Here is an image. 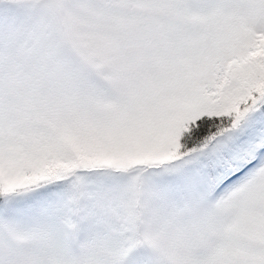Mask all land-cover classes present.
<instances>
[{"label":"snow or ice","instance_id":"obj_1","mask_svg":"<svg viewBox=\"0 0 264 264\" xmlns=\"http://www.w3.org/2000/svg\"><path fill=\"white\" fill-rule=\"evenodd\" d=\"M8 13L0 123L30 118L35 139L0 146V264H264V0H15ZM129 86L149 134L73 146L49 127L109 124ZM141 204L144 241L123 219Z\"/></svg>","mask_w":264,"mask_h":264},{"label":"rangeland","instance_id":"obj_2","mask_svg":"<svg viewBox=\"0 0 264 264\" xmlns=\"http://www.w3.org/2000/svg\"><path fill=\"white\" fill-rule=\"evenodd\" d=\"M15 0H3L0 3V16L7 15L9 8L14 7ZM122 103L120 105H109L107 112L109 115L116 117L114 121L109 124L96 126L90 122H81L75 129H69L57 124H50L53 132L61 136L66 143L73 146L76 145L77 140L82 138H96L97 136L104 135H121L126 137H138L149 134L145 125L149 121V108L148 102L143 99L131 86L126 88L123 93L119 94ZM48 123L47 121H42ZM31 120L24 118L23 120L13 121L11 124L0 123V146L4 152L13 154H23L24 149L20 146L21 142H27L29 137L35 139V136L30 131ZM177 144L179 140L177 139ZM20 159L27 163V156L20 155ZM7 162V161H6ZM82 175H87L92 179L97 176L103 175L99 172H83ZM135 175V173H130ZM71 178L60 181L62 187L67 188ZM137 256H147L149 252L141 249Z\"/></svg>","mask_w":264,"mask_h":264},{"label":"clouds","instance_id":"obj_3","mask_svg":"<svg viewBox=\"0 0 264 264\" xmlns=\"http://www.w3.org/2000/svg\"><path fill=\"white\" fill-rule=\"evenodd\" d=\"M123 219L129 227L135 229L136 233L139 234L141 241L148 238L146 235V225L149 223V218L142 204L136 207L133 211L126 212Z\"/></svg>","mask_w":264,"mask_h":264}]
</instances>
